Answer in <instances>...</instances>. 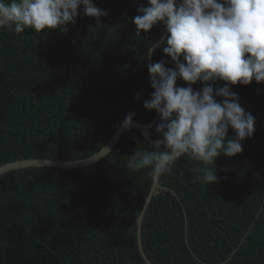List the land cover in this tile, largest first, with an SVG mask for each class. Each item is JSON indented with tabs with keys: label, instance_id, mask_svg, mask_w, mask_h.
Wrapping results in <instances>:
<instances>
[{
	"label": "trees",
	"instance_id": "obj_1",
	"mask_svg": "<svg viewBox=\"0 0 264 264\" xmlns=\"http://www.w3.org/2000/svg\"><path fill=\"white\" fill-rule=\"evenodd\" d=\"M179 0H37L0 29V165L77 160L158 110L147 55ZM21 0H0V12ZM166 162L142 223L154 264H264V0H186L153 51ZM130 129L81 168L0 175V264H147L136 223L176 151ZM175 191L176 195L171 192Z\"/></svg>",
	"mask_w": 264,
	"mask_h": 264
},
{
	"label": "water",
	"instance_id": "obj_2",
	"mask_svg": "<svg viewBox=\"0 0 264 264\" xmlns=\"http://www.w3.org/2000/svg\"><path fill=\"white\" fill-rule=\"evenodd\" d=\"M185 1L186 0H179L171 8L168 14L166 28H165V32L163 36L156 43H154L148 51L147 60H148L149 72H150L152 83L158 94V100H159L156 116L153 118V120L150 123H142V122L135 121V120L124 122L113 132V134L110 136V138L107 140V142L103 145V147L100 150H98L96 153L90 156H87L81 159L62 160V159H56V158H25V159H17L14 161H9V162H6L0 165V175L10 170L27 168V167H37V166H45V167L55 166V167L72 168V169L85 167V166L91 165L99 161L105 155H107L116 145L121 135L125 131L130 130V129H135L139 131L144 137V139L151 145L177 147L176 151L163 156L156 163L151 188L149 190L147 197L145 198V201L141 207L140 213L137 218V223H136L137 225L136 227L137 247H138L140 256L147 264H154V263L148 258L143 248L142 223H143L144 214L152 199L153 194L157 191V189L164 187L163 185L159 183V174H160L162 166L166 162L173 160L179 157L180 155H182L188 149V146H189L187 142L181 139L170 138V139L156 140V139H153L150 135V129L158 121V118L160 117L162 107H163V94L161 92L159 83L155 76L153 62H152V54H153V51L156 48H158L168 36L173 14L175 10L179 6H181V4L184 3ZM36 11H37V0H21L20 3L10 8H7L5 10H2L0 12V29L5 23L13 19H16V18L30 17L34 15ZM171 192L176 195L174 190L171 189Z\"/></svg>",
	"mask_w": 264,
	"mask_h": 264
}]
</instances>
